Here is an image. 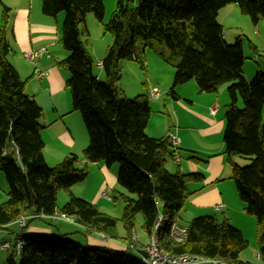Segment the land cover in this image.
Masks as SVG:
<instances>
[{"label":"trees","instance_id":"trees-1","mask_svg":"<svg viewBox=\"0 0 264 264\" xmlns=\"http://www.w3.org/2000/svg\"><path fill=\"white\" fill-rule=\"evenodd\" d=\"M230 4H237L255 24L264 18V0H118L111 19L104 23V0H43L45 15L65 12L61 41L70 54L58 64L71 73L68 88L73 109L80 112L89 136L83 152L85 164L73 153L54 166L44 154L43 107L27 93L26 82L9 59L13 49L8 28L13 13L4 5L0 26V170L8 190L7 200L0 204V228L24 216L29 220L27 229L35 219L62 213L112 241L90 246L64 234L23 231L24 246L19 255L11 249L8 264H148L140 253H133L139 245L133 244L138 214L143 216L149 236L159 215L164 216L158 238L160 247L170 254L255 264L241 259L250 242L226 217L218 221L214 216H198L186 225L184 243L170 238L172 225L178 223L180 211L193 194L189 183L202 180V175L168 170L167 161L177 151L168 136L155 138L147 133L153 112L149 93L130 98L118 85L121 61L141 59L139 44L175 68L169 90L174 98L176 88L191 80L208 93L227 85L231 101L225 113V155L245 211L257 220L258 255L264 260V72L258 70L248 80L241 36L233 44L226 41L219 13ZM89 13L104 23L105 32L113 37L102 59L103 81L94 72L89 49ZM239 158L250 162L242 166ZM90 163L120 164L124 237L117 231L119 219L83 197L72 196L58 210L60 190H71L86 180Z\"/></svg>","mask_w":264,"mask_h":264},{"label":"crops","instance_id":"crops-1","mask_svg":"<svg viewBox=\"0 0 264 264\" xmlns=\"http://www.w3.org/2000/svg\"><path fill=\"white\" fill-rule=\"evenodd\" d=\"M3 1L13 10V18H11L13 27L12 30H9V33L12 31L11 37L8 33L13 50L9 54V59L17 68L21 79L26 82L27 93L43 107V116L41 117L43 129L41 133L46 144L44 150L46 161L48 159L46 148L49 142L54 152L52 157L56 161L74 153L82 159L80 161L83 165L86 160L81 155L89 144V136L85 131V124L80 112L73 109L71 93L68 88L71 73L67 68L58 64L60 60L65 59L70 54L65 47H62L64 45L61 41L63 27L61 14L59 13L55 17L45 15L43 13V0ZM224 8L228 9L222 16L221 11ZM224 8L219 13L221 23H224L223 19L227 16L240 9L237 4H230ZM258 27L257 30H259ZM225 39H228L227 36ZM42 48H45L46 51L36 61L26 58L27 53ZM96 55L100 58L99 61H102V54L97 53ZM161 66L164 69V65ZM259 70L264 71V68L260 66ZM38 71L47 72L48 75L38 77ZM169 73L173 75L171 78L173 79L174 71L169 69ZM244 73L246 78L251 80L250 77L255 72L251 69H245ZM221 88L219 92H201L198 84L192 80L188 82V85L177 87V98L171 96L172 101L169 102L174 107L175 119L169 118L167 126L164 121L155 125L151 116L147 133L151 137L160 138L175 132L180 138V146L177 151L180 161L178 162L174 158L169 159L167 161L168 170L172 173L180 170L187 174L199 173L202 175V180L189 183V188L193 194L180 211L177 222L186 226L198 216H214L218 220V214H221L222 219L228 218L232 225L240 230L250 242L254 241L256 237L257 220L245 211L244 203L239 197L234 180L231 178L232 169L227 161L224 145L226 119L221 108L223 105L226 113V107L231 99L229 95H226V86ZM213 107L217 108L214 112H212ZM164 108L166 112L170 113L167 104L166 106L164 104ZM262 123L264 125V110ZM94 164H97L98 171L105 175L101 193L107 189L111 192L110 185H113L117 170L113 169L112 171L104 163ZM110 174L113 175V182ZM106 182L107 184H105ZM75 186L71 188L67 199L72 196L89 199L88 196H85L86 192L81 193V187ZM101 193L100 196L97 195V201L92 203H98V205L105 207L101 200ZM4 194L6 195V179L0 173V203L4 202ZM217 205H223V207L217 209ZM61 207L58 206V210ZM105 213L110 214V212ZM28 222L29 220L26 219V226ZM57 222H61L59 226ZM28 225V228L24 230L25 233L64 234L67 237L74 235L77 239H80V234L75 236V233H82L85 239H82L81 243L90 246L109 245L112 242L107 236L86 229L77 220L68 222L42 216V218L31 221ZM20 231L17 221L0 228V264H6L5 252L9 254L11 252V250L4 248L3 244L10 243L14 246L17 233ZM138 240L139 245L136 250L142 255L141 252L144 251L148 240L146 242Z\"/></svg>","mask_w":264,"mask_h":264},{"label":"rangeland","instance_id":"rangeland-1","mask_svg":"<svg viewBox=\"0 0 264 264\" xmlns=\"http://www.w3.org/2000/svg\"><path fill=\"white\" fill-rule=\"evenodd\" d=\"M117 1L118 0H104L106 7L104 23H107L111 19V16L114 10L116 9ZM4 5H7L5 4L4 1L0 2V26L2 23ZM132 6H135V4H132ZM226 9L228 8H224V10L221 11L222 16L224 13L227 12ZM11 11L13 13V10ZM60 14L64 22L66 16L65 12H61ZM223 20L224 23L222 22V24L225 30V37L227 36L228 38L226 39L228 43L230 44L235 43L236 39L239 36H241L243 40V48L246 57L244 70L245 69H251L252 71L254 70L255 72L254 75L250 77V78H254L260 66L264 68V18H262L261 20H259L257 24H255L250 15L245 14L241 11V9H238L237 12H233V14L227 16ZM104 23L100 22L93 13H89L87 15V28L89 31L88 38L90 40L89 49L95 61L94 72L102 81L105 80V74L103 68L98 65L100 58L96 54L100 53L104 58L106 49L113 42L112 35L109 32H105ZM12 27L13 26L11 21L8 28V33L9 30H12ZM257 27L259 28V30H257ZM11 33L12 31L9 33L10 37H11ZM249 41H251L256 46L257 51L250 45ZM139 54L141 58L139 61L138 60L121 61V78L119 80L118 85L130 98H133L139 94H148L150 88L157 87L160 90V96L158 98H152L150 100L153 109L152 120L154 121L155 125H157L158 123L161 124L164 121V123L167 126L169 123V118L170 119L172 118L174 120L176 115L174 111V107H172V104L169 103L170 101H172L171 100L172 98L169 94V90L171 89L174 80V77L173 79H171L173 75H170L169 69L173 70L175 75V68L170 64L166 63L162 58H160L154 50L147 48L145 51L143 49L142 44H139ZM161 65H164V69L162 68ZM192 81L197 83L196 80H192ZM185 85H188V82L180 86L183 87ZM224 86H226L227 89V85ZM186 87L188 88V86ZM226 95H229L228 91L226 92ZM164 104L165 106L167 104L170 113L166 112L164 108ZM239 106L241 108L243 107L242 100H240ZM221 108L223 110L222 113H224L225 116V109L223 108V105L221 106ZM84 127L86 133L88 134L86 126ZM53 153H54L53 149L50 146V143L48 142L46 148V155L47 158L49 159V160L47 159V163L49 165L51 164L50 166H54L55 164H58L66 157L65 156L60 161L59 160L56 161V159L52 157ZM81 157H83V155H81ZM49 161L53 163H50ZM249 162H250L249 160L239 158V163L242 166L247 165ZM97 167H98L97 164L90 163L89 164L90 173L88 177L86 178V180L76 184L75 186V187H81L80 188L81 193L86 192L85 196H88L89 199L87 200H90L91 202L97 201L96 197L98 194L100 196L102 190L101 187L103 186L105 180V175L99 172ZM110 168L112 171L113 169L117 170V174L115 176L114 182H113V175L111 176L110 174V178L112 179L113 185H110L111 192L109 196L112 199L109 200L102 195L101 200L103 201L104 203L103 205L105 207H103L102 205H98V203L95 204L97 205L98 208L100 207L99 209L102 210L103 212H110V215H113L115 218L119 219L117 231L120 236L124 237L126 236V232L124 229L123 222L121 221L124 210V202L120 194L121 191L124 192V189L120 186L118 182V172L120 169V164L115 163ZM0 173L4 175V173L1 170ZM105 184H107V182ZM7 190H8V184L6 180V195L4 194L5 195L4 202L7 200ZM70 191L71 190H64V189L60 190L58 194V206H63L64 204H66V202L69 200L67 199V197H69ZM4 202H1L0 204ZM21 218H25V222H26L27 219L26 217L23 216ZM218 220L219 221L223 220L221 214H218ZM74 221L75 220H73V222ZM17 223L18 224L20 223L19 219L17 220ZM57 223H58L57 225L59 226L61 222H57ZM143 224H144L143 216L141 214H138L135 219V227H134L135 233L133 235H136L138 239H140L142 242H146L147 240L149 241L150 237L148 233L144 230ZM20 229L21 231L19 233L23 232L26 229V225L24 228L20 226ZM77 234H80V239H77L76 237H74V235H69V238H72V240H74L75 242H81L82 239L83 240L85 239L82 233H75V236H79ZM133 253L138 254L136 250H134ZM257 253H258V243H257V232H256L255 240L250 241L249 247L241 253V259L253 262L255 264H264V260L258 257ZM5 255L7 257L6 264H8L9 253L5 252ZM223 264L226 263L224 262Z\"/></svg>","mask_w":264,"mask_h":264},{"label":"built area","instance_id":"built-area-1","mask_svg":"<svg viewBox=\"0 0 264 264\" xmlns=\"http://www.w3.org/2000/svg\"><path fill=\"white\" fill-rule=\"evenodd\" d=\"M46 51L45 48H42L37 51H32L27 53L25 56L26 58L36 61L39 59L43 53ZM98 65L100 67H103V62L99 61ZM38 77H44L45 75H48L47 72H41L38 71L37 73ZM149 96L150 98H158L160 96V90L157 87H152L149 90ZM216 107H213L212 112L216 111ZM173 144V147L178 151L180 146V138L175 132H171L168 136ZM174 159L176 161H180V157L178 153L176 152ZM109 189L105 190L102 195L106 197L107 199L111 200L112 198L109 196ZM223 205H217V209H221ZM53 220H65L68 222H73V218L67 216L66 214L62 213H56L54 215L49 216ZM164 216L162 214L159 215V218L157 220V223L155 227L152 230V233L150 234V238L148 243L146 244L144 250L148 252V258H144L148 264H223L224 261L219 258H210L200 255H194V254H180V255H173L166 251H164L159 244V238H158V230L162 222L164 221ZM19 224L22 228L25 227L26 222L25 218L19 219ZM188 236V228L187 226L181 225L179 223H174L170 230V238L174 240L177 243H184ZM24 239H23V232L17 233V240L14 246H12L10 243L3 244V247L6 249H13L15 250V253L19 255L21 252L22 247L24 246ZM138 243V237L136 235L133 236V244L137 245ZM259 257V255H258Z\"/></svg>","mask_w":264,"mask_h":264},{"label":"water","instance_id":"water-1","mask_svg":"<svg viewBox=\"0 0 264 264\" xmlns=\"http://www.w3.org/2000/svg\"><path fill=\"white\" fill-rule=\"evenodd\" d=\"M141 253H142V256L144 258H148L149 255H148V252L146 250L142 251Z\"/></svg>","mask_w":264,"mask_h":264}]
</instances>
